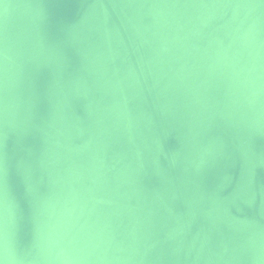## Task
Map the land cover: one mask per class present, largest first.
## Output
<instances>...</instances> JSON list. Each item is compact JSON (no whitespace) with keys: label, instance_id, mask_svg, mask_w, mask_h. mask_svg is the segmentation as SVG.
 Segmentation results:
<instances>
[{"label":"water","instance_id":"95a60500","mask_svg":"<svg viewBox=\"0 0 264 264\" xmlns=\"http://www.w3.org/2000/svg\"><path fill=\"white\" fill-rule=\"evenodd\" d=\"M0 264H264V0H0Z\"/></svg>","mask_w":264,"mask_h":264}]
</instances>
